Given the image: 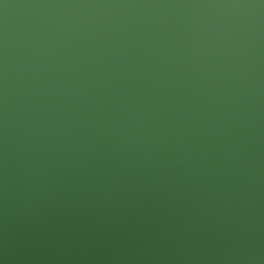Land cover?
I'll use <instances>...</instances> for the list:
<instances>
[{"label": "clouds", "instance_id": "obj_1", "mask_svg": "<svg viewBox=\"0 0 264 264\" xmlns=\"http://www.w3.org/2000/svg\"><path fill=\"white\" fill-rule=\"evenodd\" d=\"M0 264H264V0H0Z\"/></svg>", "mask_w": 264, "mask_h": 264}]
</instances>
